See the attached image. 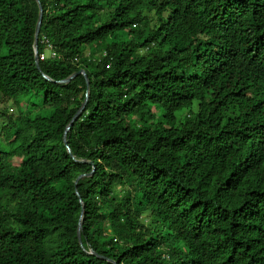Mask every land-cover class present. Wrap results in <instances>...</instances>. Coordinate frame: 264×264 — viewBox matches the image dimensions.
Wrapping results in <instances>:
<instances>
[{
	"label": "trees",
	"instance_id": "obj_1",
	"mask_svg": "<svg viewBox=\"0 0 264 264\" xmlns=\"http://www.w3.org/2000/svg\"><path fill=\"white\" fill-rule=\"evenodd\" d=\"M39 3L40 70L0 0V264H264V0Z\"/></svg>",
	"mask_w": 264,
	"mask_h": 264
},
{
	"label": "water",
	"instance_id": "obj_2",
	"mask_svg": "<svg viewBox=\"0 0 264 264\" xmlns=\"http://www.w3.org/2000/svg\"><path fill=\"white\" fill-rule=\"evenodd\" d=\"M37 2V5H38V8H39V16H38V21H37V24H36V28H35V35H34V56H35V65L37 67L38 70H40V67H39V61H38V38H39V34H40V29H41V23H42V16H43V11H42V8H41V5L39 3V0H35ZM79 75H82L85 79H86V83H87V92H86V96H85V100L83 102V104L81 105L80 109L78 110V112L76 113V115L73 117L72 121L69 123V125L67 126V128L65 129V132H64V135H63V144L64 146L66 147V150L68 152V154L70 156L71 155V151L68 147V144H67V134L68 132L70 131V128L72 126V124L74 123V121L80 116V114L84 111L86 105H87V102H88V98H89V92H88V81H87V78H86V75H85V72L83 70L77 72V73H74L72 74L71 76H69L68 78H66L65 80H62V81H58L57 84L58 85H66L68 83H70L72 80H74L77 76ZM44 79L48 82H53L51 79H49L48 77L44 76ZM81 163H85V162H82L80 161ZM91 165V163H90ZM93 173V171L90 173V174H87V175H81L77 178V180L75 181V185L76 183L83 177H89L91 176ZM78 194V193H77ZM79 196V195H78ZM80 203L82 204V201L80 199ZM83 208V207H82ZM83 214H84V209H82V212H81V217H80V220H79V223H78V227H77V238H78V241L79 243L81 244V232H82V217H83ZM88 255H91V256H95V257H98L94 252L90 251L87 253ZM100 259H105L103 257H98Z\"/></svg>",
	"mask_w": 264,
	"mask_h": 264
},
{
	"label": "rangeland",
	"instance_id": "obj_3",
	"mask_svg": "<svg viewBox=\"0 0 264 264\" xmlns=\"http://www.w3.org/2000/svg\"><path fill=\"white\" fill-rule=\"evenodd\" d=\"M49 52L46 53V55H48ZM4 106L3 105H0V110H2ZM0 123H1V120H0Z\"/></svg>",
	"mask_w": 264,
	"mask_h": 264
},
{
	"label": "built area",
	"instance_id": "obj_4",
	"mask_svg": "<svg viewBox=\"0 0 264 264\" xmlns=\"http://www.w3.org/2000/svg\"><path fill=\"white\" fill-rule=\"evenodd\" d=\"M51 47H48V49H50ZM44 59V57L43 56H40L39 57V60H43Z\"/></svg>",
	"mask_w": 264,
	"mask_h": 264
},
{
	"label": "bare ground",
	"instance_id": "obj_5",
	"mask_svg": "<svg viewBox=\"0 0 264 264\" xmlns=\"http://www.w3.org/2000/svg\"><path fill=\"white\" fill-rule=\"evenodd\" d=\"M254 97V96H253Z\"/></svg>",
	"mask_w": 264,
	"mask_h": 264
}]
</instances>
